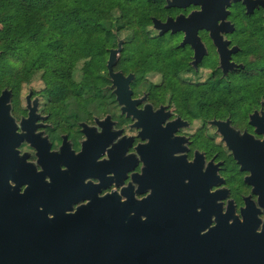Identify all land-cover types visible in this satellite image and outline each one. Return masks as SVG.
<instances>
[{
  "label": "flooded vegetation",
  "instance_id": "obj_1",
  "mask_svg": "<svg viewBox=\"0 0 264 264\" xmlns=\"http://www.w3.org/2000/svg\"><path fill=\"white\" fill-rule=\"evenodd\" d=\"M125 7L159 43L139 63L116 58L126 104L107 69L118 43L103 71L85 56L72 93L32 81L19 58L24 74L0 83V264H264V98L214 97L263 86L247 82L264 66L244 68L243 43L264 9L230 1L214 20L200 0ZM213 36L235 49L224 65ZM194 89L208 95H176Z\"/></svg>",
  "mask_w": 264,
  "mask_h": 264
},
{
  "label": "trees",
  "instance_id": "obj_2",
  "mask_svg": "<svg viewBox=\"0 0 264 264\" xmlns=\"http://www.w3.org/2000/svg\"><path fill=\"white\" fill-rule=\"evenodd\" d=\"M101 2L98 0H0V22L2 23L0 51L15 59L30 56L29 53L34 50L40 55L53 54L52 59L54 60L56 56L60 57L62 60H57L52 70L58 76L54 78L57 82H65L72 75L71 66H64L63 61L67 57L69 64L71 63L68 42L70 37L78 33L99 34L101 40L100 45L96 47L99 52L95 56L96 59H99L105 52V46L110 43V38H114L111 26L103 21L105 16ZM112 2L125 7L128 1L112 0ZM33 18L47 23L42 24L50 29L49 37L43 35L40 30L41 25L32 28ZM261 20L260 18V26L255 27L254 30L255 46L247 51L245 45L244 49L250 53L261 52L260 58L264 60V30ZM30 28H32L30 31L32 33L27 31ZM81 39L83 38H80L78 43ZM72 58H74L73 55ZM262 77L263 79L256 80L263 86L257 88L255 92L258 96L254 93V98L260 96L264 98V74ZM251 91L253 90H244L245 93Z\"/></svg>",
  "mask_w": 264,
  "mask_h": 264
},
{
  "label": "rangeland",
  "instance_id": "obj_3",
  "mask_svg": "<svg viewBox=\"0 0 264 264\" xmlns=\"http://www.w3.org/2000/svg\"><path fill=\"white\" fill-rule=\"evenodd\" d=\"M102 1V6L104 7V16L103 19L104 22H106L108 25L111 26V32L114 36V38H110V43L105 46V52L102 54L101 57H99L98 61L95 58L99 52L96 50L97 45H100L101 36L99 34H81L78 33L68 39L69 42V54L71 55L70 61L71 63L69 66L72 68V75L71 78L66 79L65 82L62 81H56L54 78L58 77L56 74L53 73L52 68L56 66L57 60H62L60 57L56 56V59H52L53 54L45 53L40 55L39 53H36V51H32V53H36V56H33L30 54V56H26L23 59H20L21 61H26L25 68L26 67H34V76L33 80L36 83L39 82H52V83H65L67 85L68 92L72 93L75 88L73 83L76 82H82L83 81V74H81L82 70H84L83 66V59L84 56H87L89 53L90 58L88 61L91 62L89 67L91 70L95 68L97 71V66L95 65L96 62L99 63V70L103 71L105 70V61L107 59V51L110 48H115L116 44L121 42V54L117 56L119 59V66L124 68L126 66V62L128 58H131V60L136 61L139 63L140 61H143V58L148 55V57H153L157 54L159 51V43L156 41L145 39L144 36H146V29H145V23H143V17L140 15V10L132 11L128 9L127 7L116 5V2H112V0H98ZM128 4L131 0H127ZM50 6V5H49ZM51 7V6H50ZM123 9V10H122ZM261 25L263 24V18L261 16ZM260 21V19H259ZM42 23L47 24L43 20L35 19L33 18L31 21L32 28L34 26L41 25V32L44 36L49 37V30L47 25H44ZM117 23H120L119 25ZM47 26V27H46ZM2 28V23L0 22V29ZM28 29L27 31H31V29ZM252 31L245 35V41L243 43V50L245 53V65L244 68L246 70L253 71L254 68H260L261 66H264V60L260 58L261 52L256 53H250L246 52L244 49L246 45V49H251L256 44L255 39V27H251ZM34 30V29H33ZM32 33V32H30ZM80 40L78 43L79 39ZM83 40V41H82ZM97 40V41H96ZM117 40V41H116ZM1 46V42H0ZM33 50V49H32ZM94 50V51H93ZM97 52V54H96ZM72 55L74 58H72ZM2 60H4V63L0 64V83L3 84H9L17 80L19 75H23L25 70H22L20 72V68L23 66V63H18V59L11 58L10 56L3 57ZM32 60V61H31ZM29 61H31V65L28 64ZM88 64V63H87ZM87 66V65H86ZM154 65H151L153 67ZM134 68V66H132ZM254 72V71H253ZM251 76V77H250ZM247 82H255L260 76L256 77L255 75H250ZM246 78V79H247ZM234 82V81H232ZM257 82V81H256ZM253 91L245 93V89L237 90V91H223L221 93H218L216 98L219 99H252L254 98V93L257 90V87L251 88ZM259 90V89H258ZM177 97H190V98H198V97H206L205 95H208L205 90L202 89H194V90H181L177 92ZM263 98V97H262ZM237 107H241L240 105Z\"/></svg>",
  "mask_w": 264,
  "mask_h": 264
},
{
  "label": "water",
  "instance_id": "obj_4",
  "mask_svg": "<svg viewBox=\"0 0 264 264\" xmlns=\"http://www.w3.org/2000/svg\"><path fill=\"white\" fill-rule=\"evenodd\" d=\"M203 3L202 13L201 14H213V16L219 12L220 19H225L227 12H225V7L230 5V1L237 2V1H243V4L246 7V13L251 14L253 10L257 7H261L264 9V0H200ZM214 20L217 19L215 16L213 17ZM167 25V24H166ZM165 25V26H166ZM155 28L158 27V23L155 21L154 23ZM225 26H228L230 29H232V26L229 24H225ZM209 29H211V25L207 26ZM214 27V25H212ZM214 43L218 45L220 57L222 61V65H224V59L227 56L228 53L234 52L235 49H232L231 51H223V45L220 38H217L213 36ZM121 51V42L118 43L116 49L110 50L109 58L107 61V69L108 73L113 81V84L117 86V89L115 90V95L117 96V100L121 105L126 104L127 100L129 99L130 92L128 91V82L131 79V76H128L127 78H124L122 74L120 73H113L112 68L115 64L116 58L118 56V53ZM8 98V92L4 91L2 95L0 96L1 100H6Z\"/></svg>",
  "mask_w": 264,
  "mask_h": 264
}]
</instances>
